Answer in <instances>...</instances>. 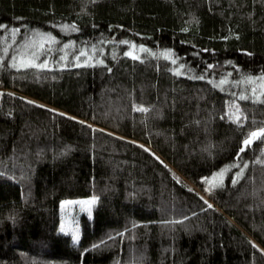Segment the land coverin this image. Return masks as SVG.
<instances>
[{
	"label": "trees",
	"instance_id": "1",
	"mask_svg": "<svg viewBox=\"0 0 264 264\" xmlns=\"http://www.w3.org/2000/svg\"><path fill=\"white\" fill-rule=\"evenodd\" d=\"M0 23V264H264V140L236 154L264 126V0H0Z\"/></svg>",
	"mask_w": 264,
	"mask_h": 264
},
{
	"label": "snow or ice",
	"instance_id": "2",
	"mask_svg": "<svg viewBox=\"0 0 264 264\" xmlns=\"http://www.w3.org/2000/svg\"><path fill=\"white\" fill-rule=\"evenodd\" d=\"M71 27L72 28H76V22L75 21L72 22ZM120 27H123V25H120ZM5 28H6V25L3 24V23H0V29H5ZM76 30H79V29H76ZM185 30H187V29H185ZM17 31H19V29L13 28L12 29L13 35ZM232 34L233 35H238V34H235V33H232ZM47 35L50 37L49 47H51V41H55L56 40V37L53 36L51 33H48ZM223 39H227V37H223ZM68 43L71 44L73 42L72 41H69ZM124 43H129V41H124ZM131 43H132V49H129L126 53H124V55L131 56L134 59H141V57L133 50L136 47L135 42H131ZM43 46H44L43 44L40 45V47H43ZM139 47H140L141 50L151 51L150 49H146V46L143 45V44L139 45ZM93 50H94V47H93ZM165 51L166 52H172V49H167ZM205 51H210V50L205 49ZM211 51H214V50H211ZM242 51H247V50L246 49H242ZM81 53H83L84 55L87 54L85 50H81V52L75 54L73 58L74 59H76V58H82ZM249 54H251V53H249ZM195 55H199V53H195ZM167 58L168 59H172L171 56H168ZM66 59H67V56H62L61 57V60H66ZM3 60H4V57L3 56H0V61H3ZM83 62L84 63H87L88 61L87 60H83ZM9 63H11V66H13V67H24L25 66L24 64L17 65L15 63V56H13L12 61H10ZM28 63H34V61L33 60H29ZM99 63L104 64L105 61L104 60H99ZM173 63L175 64L176 61L173 60ZM225 63L227 64V63H231V62L226 60ZM67 66L68 65H66L64 63H60L59 64V67H61V68H64V67H67ZM36 67H38V68H48V67H50V65H49V62L47 60H44L42 63L36 64ZM183 68H185V65L184 64H180L179 65V69H183ZM212 68H213V64L209 63V64H207L206 68L204 69V72L207 73V71L209 69H212ZM179 69L178 68H173L172 71L179 72ZM108 71L110 72V71H112V69L109 68ZM201 78L202 79H207V76L202 75ZM220 81H221V84H225V83L228 82L227 80H225L224 76H221L220 77ZM217 86L219 87L220 85H217ZM241 95L243 96V93H241ZM257 95H258L257 92L254 90L253 91V96L255 97ZM30 103H36V101H30ZM233 103H235V102H233ZM139 108L145 109V106L143 104H140L139 105ZM53 111H55V110H53ZM63 115H67V113H64ZM221 115H222V117H226L229 120H234L238 125H244V119L241 118V116L243 114H242V112H241V110L239 108V105L236 106V111L234 113L231 112V111H229V112L222 113ZM73 119H76V118L73 117ZM253 123H255V121H253ZM256 140H264V126H261V127H253L251 129V131L246 132L244 134V138L240 141V147H239V149L237 150V153H236L237 156H239L240 153L245 150V148H247L248 146H250L252 144V142L253 141H256ZM141 147H144V145H141ZM148 151L149 152H152V150L150 148L148 149ZM152 155L156 158V160L160 161L161 163H164V161L161 160V158L158 155H156L155 152H152ZM257 159H259V157H257ZM243 163H244V166L245 167L248 165V161H244ZM260 163H264V160H261ZM243 171H244V169L241 168L240 171L237 172L235 176H233L232 182L234 184L236 183V176L242 175L243 174ZM222 172H223V169L221 170V173ZM212 176L213 177L217 176V173L216 172H213L212 173ZM199 179L200 180H208L209 178L208 177L201 176ZM213 186H215V185H213ZM208 191H211V188H209ZM197 195L199 196L200 193H197ZM96 199L97 198L95 196H90V197H86V198L80 199L79 200V203H81L84 206L88 207L89 215H91V204ZM201 199H204V198L201 197ZM73 202L74 201H70V200H61L60 201V204L61 205H65V204L73 203ZM205 204H207L209 207H212V205L208 201H206V200H205ZM189 215H194V213H189ZM178 219L182 221V220L187 219V217L181 215ZM137 223H139V221ZM64 230L67 231V229H64ZM124 231H126V230H124ZM72 238H73L74 241L75 240H78L79 239L78 233H73V237ZM105 239H110V237H107L106 236ZM97 245L103 246V241H97L96 244H92L89 247L95 248ZM257 247H259V246L257 245ZM85 251H87V249H85ZM260 251L261 252H264V248L260 249Z\"/></svg>",
	"mask_w": 264,
	"mask_h": 264
},
{
	"label": "rangeland",
	"instance_id": "3",
	"mask_svg": "<svg viewBox=\"0 0 264 264\" xmlns=\"http://www.w3.org/2000/svg\"><path fill=\"white\" fill-rule=\"evenodd\" d=\"M33 48H35V47H33ZM134 49H135L134 50L135 52L139 50L138 47L134 48ZM262 80L264 82V79H262ZM263 90H264V88L260 89V91H263ZM80 199H83V198L66 199V200H70V201H74V202L65 204L63 207V214H62L63 219H61V225H62V227H65L64 229H67V230L77 229V219H76L77 215H78L77 210L79 208H82V207L88 208V207L84 206L83 204L79 203ZM91 207H92V205H91Z\"/></svg>",
	"mask_w": 264,
	"mask_h": 264
}]
</instances>
